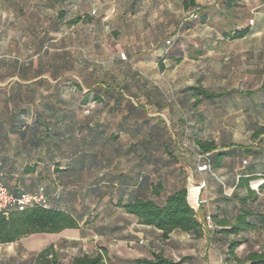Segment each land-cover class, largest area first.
<instances>
[{"label":"rangeland","instance_id":"obj_1","mask_svg":"<svg viewBox=\"0 0 264 264\" xmlns=\"http://www.w3.org/2000/svg\"><path fill=\"white\" fill-rule=\"evenodd\" d=\"M227 2L204 0L194 11L182 13L180 5L170 0L168 9L150 16L145 3L139 14L121 18L110 0H69L58 7L48 0H0V105L8 102L43 112L71 107L80 112L98 111L104 107L105 117L128 121L121 128H108L121 135L115 152L130 153L132 147L138 151L147 144L157 156L165 154L166 146L174 156L167 155L169 162L193 150L195 138L219 136L243 142L257 127L246 129L241 125L246 113L232 110L242 105V98L224 97L193 105L185 93L193 87L218 92L255 87L258 75L254 69V74L242 78L241 66L231 71L238 64L213 55L208 47L225 40V35L235 30L233 23L244 19L240 9L223 11ZM58 10L63 12L61 20L56 17ZM77 16L85 22L69 26L68 21ZM56 67L55 77L50 70ZM75 84L81 85L82 91ZM100 84L108 90L101 89L102 102L93 97ZM113 106L117 107L114 111ZM253 143L264 148V136ZM75 235L77 232L66 231L34 234L0 244V264H31L44 249L58 251L66 242L71 246L59 253L63 262L82 253L99 252L105 253L107 264H111L117 261L116 254L128 249L124 244L96 241L89 233H83L88 237L82 241Z\"/></svg>","mask_w":264,"mask_h":264},{"label":"crops","instance_id":"obj_2","mask_svg":"<svg viewBox=\"0 0 264 264\" xmlns=\"http://www.w3.org/2000/svg\"><path fill=\"white\" fill-rule=\"evenodd\" d=\"M169 1L110 0V3L113 11L123 18V15L139 14L145 3L149 16L156 11L161 14L162 9H168L166 3ZM174 1L184 13L183 0ZM203 1L195 0V4L201 5ZM233 1L221 8L223 11L228 7L242 10L244 19L233 23L234 31L247 28L249 33L242 39L230 41L228 37L208 47L213 55L225 56V60L238 64L231 71L241 66L242 78L246 73L256 71L255 87L244 91L235 87L223 90L232 91L226 97L242 98V105L232 107V110L246 113V118L241 120L242 126L246 129L264 127V0ZM166 44L169 45L170 41ZM201 54V51L197 52L199 57ZM149 104L152 107L151 100ZM97 109L96 115L86 117L71 107L68 111L71 116L67 114L59 122L42 123L28 119L18 124L7 115V111H14L13 106L1 104L0 173L6 187L12 193L35 192L44 187L49 209L68 213L78 220V230H65L77 232V240H84L88 236L83 233H89L96 241L128 247L116 254L117 261L111 264H135V260L152 259L154 255L175 263L182 261L179 264H245L250 253L264 251V227L260 221V216H264V190L258 189L264 181L257 179L264 176V149L258 148L250 136L243 142L223 140L219 136L212 140L219 147H225L222 151L232 150L230 145L256 150L255 157L235 151L223 157L211 172H199L203 160L211 157L201 158L193 142V150L180 154L181 158L170 166H160L155 173V158L150 150L142 156L139 153L106 154L102 141L105 133L101 131L99 135L97 131L99 137L93 140L94 134L86 128L115 129L128 122L105 117V111ZM108 133L112 135L113 131ZM90 136L91 140L87 139ZM120 137L119 134L118 141ZM159 156L167 161L166 155ZM171 177L173 180L169 181ZM249 178L254 179L246 185ZM156 183L162 185L160 199L182 187L187 189V202L201 224L200 237L172 232L163 240L160 231L138 225L136 218L117 207V202L129 195L156 200L152 196ZM240 201L245 202L241 204ZM241 209L249 212L246 221L251 229L231 234L229 230ZM207 216L212 228L205 227ZM235 242L241 243L229 252ZM69 246L70 242H66L62 249L54 251L60 256L59 253L66 251L63 248ZM75 246L81 247L79 244ZM103 247L106 250V246Z\"/></svg>","mask_w":264,"mask_h":264},{"label":"trees","instance_id":"obj_3","mask_svg":"<svg viewBox=\"0 0 264 264\" xmlns=\"http://www.w3.org/2000/svg\"><path fill=\"white\" fill-rule=\"evenodd\" d=\"M48 1L51 3L52 7H58L65 4L69 0H48ZM232 2L233 0H230L226 4L228 5L231 4ZM182 5L185 12L189 10L194 11L195 8L197 7V5L195 4V0H183ZM58 11L59 13L56 14L57 15L56 17L57 20H61L63 19V12L61 10ZM193 16H195V14ZM80 22H85L84 18L77 16L74 19L69 20L68 25L73 26ZM248 33H249L248 29L246 28V29L236 30L230 33L229 35H225V37L227 38L229 37L232 40H239L244 38ZM56 69L57 67L54 70H50L52 76H55V73H57L58 70ZM17 75L21 77L23 80L27 79L25 75H21V74H17ZM41 75L42 74H40L39 76ZM102 85L103 84L99 85V88L96 90V93H94L93 95V97H95L94 98L95 101L102 102L104 100L103 98L104 92H102L101 89H105V91H108ZM75 87L82 91L81 85L75 84ZM188 90L190 92H185V93H188L190 95L191 99L193 100V105H196L202 101L215 102L226 97V95L232 92L227 90H222L219 92L211 91L203 87H193ZM89 92L90 90H88V93ZM88 99H89V94L84 96L83 104H85L88 101ZM114 101L118 102V98H116V100ZM3 105L8 106L10 105V103L6 102L3 103ZM23 107L20 104L17 106H13L14 111L11 112L7 111V115L9 116L11 115L8 118H10L11 121H13L14 123H18V124L26 122V120L28 119L32 121L34 120L45 123L51 120L59 122L62 119H64V117L67 114L70 116L72 114L68 112L70 108H65V110H59L58 108H55L54 110L46 109V111L43 112L35 108H33L34 111L33 109H28V108L23 109ZM103 108L104 107H102V109ZM115 108L117 107L115 106L112 107L113 111ZM83 113L86 115V117H89L96 115L98 111L86 110ZM2 116H5V113L2 114ZM122 121H127V120L125 119ZM123 126L124 125L122 124L119 128ZM86 130L90 134H94L93 140H95L96 137H99L101 131L105 133V136L102 139V141L105 146L103 151L106 154L122 153V152H115L114 150V148L117 149L119 147V144L117 145L116 142L118 140V136L120 133L113 132L112 135H109L110 133H108V128L100 129V128L90 127V128H86ZM97 131L99 132L98 136L96 135ZM260 136H264V127L255 128V130L252 132L250 136V139L252 142H256ZM87 139L91 140V136L90 138ZM194 142L198 154L202 156L201 158L203 157L205 158V156L211 157V159L207 158V160H203L202 162V164H207L209 166V170L206 172H211L212 169L215 168L216 165H218V163L223 157L227 155H232V153H234L235 151H241L245 156L251 155L255 157L257 154L256 150H251L248 148H244L242 146H232V145H230L231 147L230 149L232 150L222 151V149H225V147H219L213 140H204L201 138H195ZM106 146H109L110 148ZM132 149L133 151L130 153H139L141 156L144 154L145 151L149 152L150 150L147 144H144V147L142 149H139L138 151H135L136 150L135 147H132ZM129 150L131 151V149ZM124 153L130 154L128 152H124ZM165 154L166 156L168 155L169 157H174L168 151V148L166 146H165ZM153 157L155 158L153 161L155 173L157 172L160 166L162 165L164 166V164H169L170 166L173 163V162H169L170 160L168 157H167V161H163L162 157H160L159 155L155 156L153 154ZM0 179L4 184L2 173H0ZM253 179L254 178L247 179L246 185H248V183ZM257 179L264 181V176L259 177ZM240 183H243V180H240ZM4 186L6 187L5 184ZM40 188L44 189V194L47 199L46 207L30 208L22 212L12 211L8 215H4L0 213V244H11L18 241L21 238L34 234H59L65 230H78L80 228L78 220L75 219L70 214L58 210L49 209L46 190L44 187H40ZM38 189L35 192H37ZM161 189H162L161 183H156V185H153L152 196L155 197L156 200L151 198H139L138 196L135 195H129L126 196V198H124L123 200L118 201L116 205L124 213L136 218L138 225L152 227L160 231L161 238L163 240L168 239L172 232H182L193 235L194 237H200L202 234L201 224L197 219L196 212L189 206L187 202V189L185 187H182L176 190L175 192L171 193L170 195L165 196L163 199H160ZM258 189L264 190V183L261 184L258 187ZM8 191L12 193L9 189ZM35 192H29V193H35ZM25 193L29 194L28 192L12 193V194L20 195ZM244 202L245 201H240L241 204H243ZM249 215H250L249 212L241 209L239 215L235 219V224L229 230V233L236 234L240 231L251 229L246 221ZM260 221L264 227V216H260ZM240 243L241 242L232 243L229 252H231ZM105 256H106L105 253H99V252L92 254L82 253L74 256L73 258H71V260L67 262H63V260L58 255V253L55 252L52 247H49L38 253L36 257L32 259L31 264H107V259ZM181 262L182 261L177 263L172 262L171 260H168L161 255H154L152 259H138L134 261L135 264H179ZM245 264H264V251L250 253L245 260Z\"/></svg>","mask_w":264,"mask_h":264},{"label":"built area","instance_id":"obj_4","mask_svg":"<svg viewBox=\"0 0 264 264\" xmlns=\"http://www.w3.org/2000/svg\"><path fill=\"white\" fill-rule=\"evenodd\" d=\"M195 17V16H193ZM209 170L207 164H202L199 168V172H206ZM257 189V186L255 187ZM47 199L44 194V189L40 188L35 193H25L20 195L12 194L4 186L0 179V213L8 215L12 211L22 212L26 209L35 207H46ZM205 227L212 228L211 219L209 216L205 219Z\"/></svg>","mask_w":264,"mask_h":264}]
</instances>
